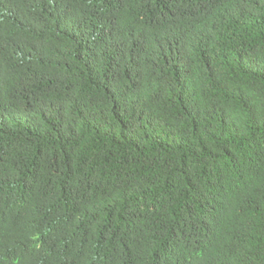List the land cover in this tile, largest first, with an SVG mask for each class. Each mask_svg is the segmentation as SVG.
I'll list each match as a JSON object with an SVG mask.
<instances>
[{"label":"trees","instance_id":"obj_1","mask_svg":"<svg viewBox=\"0 0 264 264\" xmlns=\"http://www.w3.org/2000/svg\"><path fill=\"white\" fill-rule=\"evenodd\" d=\"M0 264H264V0H0Z\"/></svg>","mask_w":264,"mask_h":264}]
</instances>
